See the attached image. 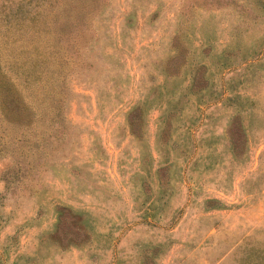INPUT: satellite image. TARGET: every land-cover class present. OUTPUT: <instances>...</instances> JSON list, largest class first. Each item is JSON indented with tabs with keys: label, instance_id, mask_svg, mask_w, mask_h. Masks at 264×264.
Instances as JSON below:
<instances>
[{
	"label": "rangeland",
	"instance_id": "obj_1",
	"mask_svg": "<svg viewBox=\"0 0 264 264\" xmlns=\"http://www.w3.org/2000/svg\"><path fill=\"white\" fill-rule=\"evenodd\" d=\"M78 3L25 91L33 121L0 116V264H264V121L210 127L222 70L264 105V0ZM59 4L0 0V27ZM15 22L33 61L37 25Z\"/></svg>",
	"mask_w": 264,
	"mask_h": 264
},
{
	"label": "trees",
	"instance_id": "obj_2",
	"mask_svg": "<svg viewBox=\"0 0 264 264\" xmlns=\"http://www.w3.org/2000/svg\"><path fill=\"white\" fill-rule=\"evenodd\" d=\"M56 1H60V4L53 7L54 9H51V11L46 12L39 9L38 11L25 12L24 14L16 12L9 15L5 11H1L2 16L5 17L3 20L6 23L0 27V116L5 121H33L35 109L25 91L30 87H33V89L38 87L39 81L37 79L44 70L45 64H47L46 57L43 56L44 53L53 54L55 52V49L51 47L52 42L55 39H63L68 25L77 27L79 24H83L87 18L88 11L86 13L79 11L77 13L78 16L71 17L68 14L59 20L60 14L57 9L64 5L66 0H54V2ZM78 1V6H81L89 0ZM36 2L40 5L45 3L46 0H36ZM17 19H21L22 22L24 20L34 21V24L37 25L27 37L29 44L36 50L33 61L27 63L26 61L23 63L16 61L12 55L11 48H9L11 42L18 48V53L27 47L26 45L23 46L24 38L17 35V23L15 22ZM10 21L14 25H11ZM55 25L58 26L55 28ZM40 45L42 46V52H39ZM44 45H48L49 48L46 46L47 49L44 50ZM25 53L27 57L30 53V56L33 57L31 50H26ZM29 63L31 65L37 64L39 67V69L33 71V75L27 70Z\"/></svg>",
	"mask_w": 264,
	"mask_h": 264
},
{
	"label": "crops",
	"instance_id": "obj_3",
	"mask_svg": "<svg viewBox=\"0 0 264 264\" xmlns=\"http://www.w3.org/2000/svg\"><path fill=\"white\" fill-rule=\"evenodd\" d=\"M221 74V75H220ZM218 74L217 83L213 81L214 89L212 92H214L213 95L210 94V127H212V132L215 131L216 127H218L221 124V121H233L234 118H236L238 121H243L242 113L245 112L244 121H246L247 116L256 117V121H264V105L262 101H256L254 106H249L246 104L244 107L240 105L239 102L232 101L235 97L232 96V92H228L225 85V72L224 70L221 71V73ZM210 92H211V86H210ZM216 93V94H215ZM230 97H232V100H230ZM226 101H231L230 107L234 108L232 111L234 114L230 115V117L225 118V111L227 106H225L227 103ZM245 103V102H244ZM247 103V102H246ZM220 110L222 112V115L220 114ZM248 113V115H247ZM260 118V120H259ZM263 119V120H262ZM227 125V124H226ZM225 125V126H226ZM227 132V131H226ZM226 132L224 131V134L226 135ZM211 134V133H210ZM212 135V134H211ZM217 133H213L211 139L217 138ZM219 139H221V136H218ZM223 139V138H222Z\"/></svg>",
	"mask_w": 264,
	"mask_h": 264
}]
</instances>
